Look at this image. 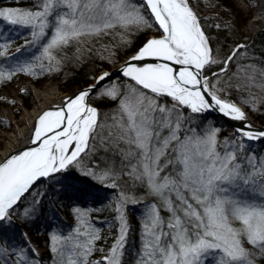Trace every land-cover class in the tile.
I'll use <instances>...</instances> for the list:
<instances>
[{
  "label": "snow or ice",
  "instance_id": "snow-or-ice-1",
  "mask_svg": "<svg viewBox=\"0 0 264 264\" xmlns=\"http://www.w3.org/2000/svg\"><path fill=\"white\" fill-rule=\"evenodd\" d=\"M0 21L27 29L31 39L22 48L40 52L23 62L12 57L17 62L0 69V82L36 68L58 71L66 51L89 37L120 29L129 44L132 32L160 33L114 72L94 75L62 106L44 111L30 140L35 146L0 162V264H40L27 233L16 241V221L35 222L50 196L98 199L81 185L110 190L111 198L100 200L102 207L73 206L67 232L52 225V264H127L128 255L132 264L264 259V154L249 143L264 146V129L230 99L231 91L246 90L249 110L264 106V65L237 63L250 59L246 45L221 57L190 0H35L30 8L0 7ZM100 59L113 63L111 55ZM93 96L113 103L112 111L102 113ZM213 113L241 123L222 136ZM137 205L141 226L130 250L128 210ZM103 211L116 228L107 247L99 245L106 237L94 219Z\"/></svg>",
  "mask_w": 264,
  "mask_h": 264
},
{
  "label": "rangeland",
  "instance_id": "rangeland-1",
  "mask_svg": "<svg viewBox=\"0 0 264 264\" xmlns=\"http://www.w3.org/2000/svg\"><path fill=\"white\" fill-rule=\"evenodd\" d=\"M13 1L15 2V0ZM5 2H7V0H0V7H5ZM190 3L194 10L198 13V15L200 17H203L206 23H211V26H213L217 30L228 28L231 30V32H235L236 34L242 33L243 36L250 38V40L262 38V36H264V22L260 25L258 24L259 26L257 27L253 26L254 22L256 21V19H258L259 14L262 11L259 10L260 6L258 0H190ZM215 25H220V27L217 28L215 27ZM119 32L120 29H116L111 35L108 36L99 38L89 37L87 38L85 43L79 46L84 47V50L92 53L95 56H98V58H100L101 54L105 57L111 55V59L114 62L115 60H117V53L115 52L116 49L119 46H122V50H125L126 46H130L129 44H124L120 40V37L118 35ZM133 33L134 32L127 35L128 40H130V36ZM159 35L160 33L158 35H151L149 38ZM29 39H31V36L27 29L17 26H11L6 22L0 21V51H4L5 49L7 50L6 56H0V58L2 59L1 63H5L7 68H9L17 62L15 59H12V57H17L21 62H23L24 60H32L33 56H38L40 54V52L38 51L39 46H29L26 49L22 48V46L25 44V41ZM105 46L110 49V52L104 51ZM17 48H22L21 53L16 52ZM89 49H91V51H89ZM127 57H124L122 60ZM100 60H103V62L105 63L111 64L107 59ZM240 63L250 62H248V60H240ZM35 71V75L18 73V76L25 74L26 79H47L39 88L32 84L30 81L24 83L25 88L13 87L8 83V81L0 82V87H4V83L5 86H8L4 91L3 96L9 104L8 107L0 108V156L7 150L8 144L10 143V138L13 135L14 131L24 127L20 120L26 113L30 112L33 109L35 100H38L39 97L46 96L49 92H54L56 90L63 94H74L76 92H64L60 89V83L57 78V70L48 71L47 69L41 70L40 68H36ZM104 71L105 70H103L102 72ZM102 72H100V74ZM253 91L257 95L262 94L258 89H253ZM242 98L243 100L248 98L247 91L246 93H244V95H242ZM235 102L238 104V106L244 108L248 115L257 123L264 125V106H260L256 111H251L242 102ZM253 114L261 117V121L256 120ZM209 119L213 120V122L216 121L211 117H209ZM216 122L218 125L224 126L222 123L218 121ZM2 124L5 126V128L1 127ZM15 144H18V142H15ZM252 146L254 150H259L260 148L264 147L260 143L252 144ZM96 191L97 193H101L100 189H96ZM57 214L59 215V217H57L56 215L50 216L49 221H45V225L40 224L41 231L43 230L40 238H43V240L48 239V233L50 232L49 229L52 228L53 224L61 226V220L64 219L62 216H60V213ZM54 217H57V220L59 221L58 223L54 222ZM16 223L18 225L16 231V241H23L24 238L20 234L27 233L28 243L37 251L40 264H52V254L49 251L48 241H44V244L47 245V248L42 247L41 245H39L40 243L38 242V238L36 236L32 235L18 220L16 221ZM129 256L130 255L126 257L127 264H130L132 260Z\"/></svg>",
  "mask_w": 264,
  "mask_h": 264
},
{
  "label": "trees",
  "instance_id": "trees-1",
  "mask_svg": "<svg viewBox=\"0 0 264 264\" xmlns=\"http://www.w3.org/2000/svg\"><path fill=\"white\" fill-rule=\"evenodd\" d=\"M34 3L35 0H15V2L13 0H7V2H5V5L7 7L20 6L23 8H30ZM200 18L206 33L211 37L212 47L219 53L221 57L227 54L230 49L235 48L237 45L244 44L247 46L245 51L250 58L248 62H255L257 65H264V36H262V38L250 40V38L243 36L242 33L236 34L235 32H231V30L228 28L217 30L213 26H211V23H206L203 17ZM158 34L159 32L155 29L134 32L130 36V46H126L125 50H122V46H119L115 51L117 53V60H115L111 64L103 62V60H100L98 56H95L92 53L84 50V47L74 45L66 51L67 58L63 61L60 69L57 71V78L60 83V89L64 92H75L77 90L85 88L87 84L92 82L91 78L94 75H99L103 70H112L117 64L122 61L124 57H127L129 54L136 52L151 35ZM77 47H80L83 51L78 52ZM61 55H65V53H62ZM77 57H79V59H77ZM1 60L2 59L0 58V69H6L7 66L5 65V63L2 64ZM237 63H240V60H238ZM231 70L235 71L236 66L233 65ZM46 80H37L35 78L26 79L25 74L18 76L17 73L11 80H8V83L13 87L25 88L24 83L30 81L32 84L39 88ZM7 87L8 86H5V83L4 87H0V108L9 106L8 102L4 99L3 96L4 91ZM244 93H246V90L243 92L239 90H233L230 93V99H232L234 102L238 101L241 103L243 101L242 95H244ZM90 102L97 106L102 113L111 112L113 107L115 106L111 102H100L96 99L95 96L92 97ZM253 115L256 120L261 121V117L256 116L255 114ZM214 123L222 128V136H229L233 133L225 126L218 125L216 121H214ZM1 127L5 128L3 124L1 125ZM256 151L264 154V147ZM81 187H84L85 189L93 191L95 193H97L96 189H100L101 193H97L98 199H91L84 196L72 198L68 196H61L59 198L56 196H50L42 202L40 216L37 220H35V222L24 224L20 220H18L32 235L38 238L37 240L40 243L39 245L47 248V245L44 244V241H48V239L43 240V238H40L43 233V230L41 231L40 224L45 225V221H49L50 216L56 215L57 217H59L57 213H60V216H62L64 219L61 220L62 227H60H64L63 230L66 232L69 231L72 226H74V216L72 214L73 206L79 205L81 207H102L99 201L103 200V202L106 204L111 198L110 190L99 187L92 188L90 185H81ZM106 195L108 199H105ZM142 210L143 205L130 207L128 210L129 227L131 229L129 235L130 250L134 249L138 243L139 231L141 226L140 217ZM57 217L53 218V220L55 219L54 222L56 223L59 222L57 220ZM94 219L97 221V226L102 229V234L106 237V239L99 242V245L103 247L109 246L113 242V236L116 234V228L110 226L114 223L111 214L108 211L95 213ZM51 230L52 228L49 229V231ZM129 257H131L132 259L131 255ZM130 264H132V260ZM257 264H264V259L258 258Z\"/></svg>",
  "mask_w": 264,
  "mask_h": 264
},
{
  "label": "bare ground",
  "instance_id": "bare-ground-1",
  "mask_svg": "<svg viewBox=\"0 0 264 264\" xmlns=\"http://www.w3.org/2000/svg\"><path fill=\"white\" fill-rule=\"evenodd\" d=\"M259 3V10L261 13L259 14L258 19L254 22L253 26L257 27L261 23L264 22V0H258ZM259 24V25H258ZM154 37V36H152ZM151 37V38H152ZM74 94H63L59 91L49 92L46 96L39 97L38 100H35L33 109L26 113L20 120V122L24 125L23 128L17 129L14 131L13 135L10 138V143L8 144L7 150L1 154L0 156V162H3L5 158L9 156V154L16 148L22 147V146H30L34 147L35 145H31L30 140L32 137V133L36 124V121L38 120L39 116L46 110L50 109H56L59 106H62L63 101L66 97L73 96ZM55 107V108H54ZM248 118L250 116L248 115ZM15 142L18 144H15ZM252 144H257L259 142H249ZM26 149V148H25Z\"/></svg>",
  "mask_w": 264,
  "mask_h": 264
},
{
  "label": "water",
  "instance_id": "water-1",
  "mask_svg": "<svg viewBox=\"0 0 264 264\" xmlns=\"http://www.w3.org/2000/svg\"><path fill=\"white\" fill-rule=\"evenodd\" d=\"M136 53V52H135ZM135 53H132L131 55H129L127 58H125L124 60H122L118 65H116L112 70H105V71H115L116 68H119L121 64H123L126 60H128L129 57H131L132 55H134ZM82 90V89H81ZM80 91V90H79ZM78 91H76L74 94H76ZM55 108V107H54ZM211 118H215V120H217L218 122L222 123L224 126H226L227 128L231 129V131H234V126H239L241 122H236V121H231L228 120L227 118H224L222 116H219L217 113H213ZM248 122L255 128L257 129H264V125L257 123L254 119H252L251 117L248 118ZM30 147V146H28ZM27 145L25 146H20L16 149H14L8 157H10L11 155L17 154L20 151L24 150L25 148H28ZM33 147V146H32ZM7 157V158H8ZM6 159V158H5Z\"/></svg>",
  "mask_w": 264,
  "mask_h": 264
}]
</instances>
